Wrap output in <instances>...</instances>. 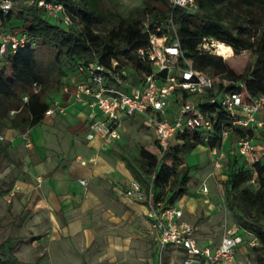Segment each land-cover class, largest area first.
<instances>
[{
  "label": "trees",
  "instance_id": "obj_1",
  "mask_svg": "<svg viewBox=\"0 0 264 264\" xmlns=\"http://www.w3.org/2000/svg\"><path fill=\"white\" fill-rule=\"evenodd\" d=\"M47 1L63 2L75 15V24L63 25L36 4H26L16 12L0 13V33L22 32L27 36L24 47L0 61V132L13 128L25 133L42 122L51 106L48 98L53 88L60 84L69 70L77 72L82 63L95 60L110 65L111 59L117 56L135 59L134 53L149 44L153 32L159 35L167 33L174 37L170 18H173L177 28L182 52L193 62L196 61L195 66L205 73L207 55L199 49L202 39L213 38L232 46L235 53L225 57L222 66L215 64V73L224 75L222 79H216L220 89L238 90L245 104L252 103L255 97L264 96V22L254 9L256 5L264 9V0H196V8L173 7L169 0H158L164 3L163 8L147 4L139 10L141 15L130 13L128 16L110 10L105 12V6L100 0ZM225 2L243 9L242 13L244 17L248 15V19L241 17L224 24L226 18L220 4ZM157 11L163 16H158ZM14 21L21 22V25H15ZM105 22L115 26L102 37L95 27ZM235 29L236 32H233ZM39 47L54 50L55 54L49 62L44 63L39 59ZM241 51H251L255 55L253 64L246 65L245 60L239 56ZM231 59H235V65L230 62ZM136 69L131 77L134 83H138V77L144 73L151 72V63L148 60H137ZM223 79H228L229 85L224 86ZM35 83L40 86L38 90L34 87ZM25 95L28 96L26 102L23 100ZM185 95L187 97L189 94ZM214 96L215 93L210 90L204 97L208 99ZM200 105L211 114L215 122L214 133L207 141L201 130L188 131L181 136L182 143L171 145L162 158L161 148L155 141L140 150L137 161L141 174L151 176L155 173L153 190L156 191V200L166 197V203L173 204L187 194L191 168L182 163V152L191 151L202 143L210 148L222 145V129L224 124H229V112L219 101H206ZM234 132L242 133V130L234 128ZM9 146V143L0 141V157L8 154ZM238 158L235 155L224 169L230 188L227 205L231 210L240 212L243 218L240 228L257 238L259 244L254 249L262 263L264 163L255 165L258 187L252 188L248 182L254 178L253 170L244 164H237ZM127 163L131 167L128 160ZM16 260L15 257H5L7 262Z\"/></svg>",
  "mask_w": 264,
  "mask_h": 264
},
{
  "label": "built area",
  "instance_id": "obj_2",
  "mask_svg": "<svg viewBox=\"0 0 264 264\" xmlns=\"http://www.w3.org/2000/svg\"><path fill=\"white\" fill-rule=\"evenodd\" d=\"M169 2L173 7H197L196 0ZM26 3L43 8L50 17L65 26L75 24V15L63 2L28 0ZM12 11H17L16 0H0V13L7 14ZM169 23L174 37L167 33H151L149 44L134 53L135 59L117 56L111 59L110 65H104L97 60L82 63L77 70L81 76L80 80L71 84L64 83L62 91L69 95L72 101L90 107L89 130L99 136L106 145L122 139L123 118H145L155 131V142L161 148V158L170 149L171 138L181 139L188 131H205L204 140L207 141L214 133L215 122L200 104L219 101L231 118L228 120L229 124L223 125L222 145L209 147L213 155V165L219 170L223 168L228 154L224 145L234 133L237 144L232 151L243 159L242 165L253 170L254 178L248 184L253 183L258 187L255 165L262 163L264 159V118L259 116L264 109V96L255 97L252 103L245 104L238 90L220 89L216 78L199 70L193 60L184 55L173 18H170ZM26 41L27 36L22 32H1L0 61L24 47ZM210 41L213 46L217 40L204 37L199 49L204 50ZM137 60H148L152 70L138 77V83H134L131 77L137 71ZM229 83L228 79H223L224 86ZM34 87L37 90L40 88L36 83ZM210 90H213L215 96L206 99L204 96ZM186 93L189 94L187 97ZM23 100L26 102L28 96H23ZM55 111L54 108H49L46 115ZM60 112H64V109L60 108ZM234 128H240L242 133H235ZM4 140L5 136L0 132V141ZM29 145L28 143L27 146ZM154 179L155 173L149 176L151 189L148 192L138 180H131L126 195L134 199H148L150 233L156 242L158 256L162 257L168 248L174 247L181 252L183 264L235 262L238 246L243 242L238 233L240 227L235 224L216 246L203 245L197 235L198 226L183 219L182 208L167 204L164 199L156 200L153 191ZM80 182L84 185L87 183L84 179ZM203 191H209L207 185L203 186ZM258 244L255 238L252 245Z\"/></svg>",
  "mask_w": 264,
  "mask_h": 264
},
{
  "label": "rangeland",
  "instance_id": "obj_3",
  "mask_svg": "<svg viewBox=\"0 0 264 264\" xmlns=\"http://www.w3.org/2000/svg\"><path fill=\"white\" fill-rule=\"evenodd\" d=\"M26 1L28 0H16V10L23 9V6L27 4ZM100 1L105 6V12L108 10L115 11L123 16H128L130 13L141 15L139 10L146 7L147 4L158 9L164 7V3L158 0ZM243 4L247 5L246 2ZM220 5L226 18L223 20L224 24L232 23L228 21L245 16L240 7H234L226 2ZM254 7L264 22L263 7L260 5ZM157 12L158 16H163L160 11ZM244 18L248 19V15ZM18 24L21 25V22H15V25ZM114 26L105 22L97 24L95 29L100 36L104 37ZM233 32H236V29ZM222 43L226 42L222 41ZM203 53L207 55L205 71L217 80L222 79L224 75L215 73V64L222 66L225 58L215 52L211 41L206 45ZM234 53L235 51L231 46L227 54L230 56ZM38 54L39 59L47 63L55 53L52 48L39 47ZM239 56L245 60L246 65L253 64L255 60V55L251 51H241ZM230 62L235 65V59H231ZM194 64L196 65L197 62L194 61ZM123 123L125 125L124 138L121 142L111 146V152L116 157L121 158L123 155L130 162L133 177L148 192V189H151L149 176L141 174L137 157L143 146L153 144L155 131L143 117H134L133 119L132 117H125ZM75 132L78 133L79 131ZM202 134L205 137L206 132L203 131ZM86 143L83 140L81 144L75 143L74 146L83 147ZM179 143H182L181 139L171 138L172 146ZM25 149L28 150V147ZM200 149L196 146L191 151L181 153L182 163L191 168L189 190L186 194L187 198L182 204L186 208L184 209L186 218L199 226V236L202 239L218 240L235 224L239 227L241 224L243 225V218L239 211L231 210L227 205L230 188L227 185L228 177H226L224 169H216L209 160L207 151ZM73 159L77 165H89V158L85 156H76ZM262 163H264V159ZM23 167L24 158L18 150L16 152L10 151L7 155L0 157V259L2 253L7 252L6 257L14 258L15 254H19L22 258L34 259L36 264H45L48 254L45 248L50 247L51 242H53L50 238V230L54 227L50 215L51 209L44 201L45 188L41 185L42 183L32 181L31 186H28L30 178ZM77 179L79 180V178ZM85 180L87 181L86 186H88L89 181ZM130 181L121 183V189L125 193ZM204 185H207L208 192L202 190ZM249 186L257 188L253 183H250ZM155 194L156 191H154V196ZM143 202L147 204L149 209L148 199ZM103 205L106 208H111L106 201ZM100 206L102 205H96L95 202H92L89 205V211L86 213H84L82 206H78L77 210L70 214V221H76L81 228L76 235H70L66 238L70 244H75L80 248L78 251L80 264H181L180 257L169 248L162 257L156 253V242L150 233L151 220L148 211L145 216L149 222V227L143 228L142 223L139 225L131 224L134 229L130 232V236L128 231L131 228L130 223L121 224L119 227L118 223L112 222L109 218H103L102 209H99ZM239 230L243 232L242 236L245 243L243 248L238 250L236 261L232 264H262L255 253L254 247L257 245L250 244L255 240L254 235L241 228ZM143 232H147V235H142L141 238ZM110 236H118L122 240L130 239L131 243L128 244V242L123 241L124 244H122ZM69 264H74L73 260Z\"/></svg>",
  "mask_w": 264,
  "mask_h": 264
},
{
  "label": "crops",
  "instance_id": "obj_4",
  "mask_svg": "<svg viewBox=\"0 0 264 264\" xmlns=\"http://www.w3.org/2000/svg\"><path fill=\"white\" fill-rule=\"evenodd\" d=\"M80 78V74L72 70L65 73L60 84L53 88L48 98L51 103L50 108H54L56 111L51 115H45L38 125L25 133L13 128H7L2 132L5 136L4 141L10 144L8 153L18 150L24 158L23 168L28 172L30 178V180L28 179V186H31L32 181H35L42 183L41 185L45 188L44 201L51 209L50 215L54 226L50 230V238L53 242H51L50 247L45 248L46 252L48 251L45 264H69L71 260L74 264H80V255L78 254L80 248L75 244H70L66 238L70 235H76L81 228L76 221H70V214L75 212L78 206H82L84 213H86L89 211L90 203L95 202L96 205H102L99 209H102L103 218H109L112 222L118 223L119 227L125 223H130V226L131 224L139 225L142 223L143 228L149 227V222L145 216L148 211L147 204L143 202L145 199L130 198L121 189V183L135 179L127 159L123 155L121 158L116 157L111 152V146L123 140L125 125L122 139L109 145L104 144L102 139L93 132L87 135L86 133L90 131L88 121L90 107L72 101L69 95L62 91L64 83L71 84ZM60 108H63L64 112H60ZM259 114H261V118H264V109ZM77 130L78 133L75 132ZM82 139L87 142L85 146H74L75 143L81 144ZM236 140L234 133L226 140L224 149L228 154L224 160L223 168L220 170L225 169L228 162L233 160L235 154L232 149L236 147ZM28 143L29 146H27ZM25 147H28V150ZM197 147L207 151L209 160L213 164L210 148L205 144H199ZM76 156L89 158V165H77L73 159ZM238 159L237 164L243 163L242 158ZM81 179H87L89 185L82 184ZM186 198L185 194L172 205L182 208L183 219L189 221L186 218L185 205L182 204ZM160 199H164V197H160ZM104 201L108 202L111 208H106L103 205ZM132 229L134 226L128 229L130 236ZM125 232L127 233V230ZM143 233H141V238L142 235H147V232ZM238 233L242 236L243 232L238 230ZM197 235L203 245L212 246L218 245L224 236L218 240H207L202 239L199 232ZM116 237L110 236L122 244H124L123 241L128 242V244L131 243L130 239L122 240L118 236ZM242 238L243 242L238 246L237 252L243 248L245 243L243 236ZM252 242H250L251 245ZM169 249L173 253H177L180 257V263L183 264L181 252L174 247ZM6 254L7 252L2 253L0 264H36L34 259L22 258L19 254L14 255L17 258L16 261L7 262L5 261Z\"/></svg>",
  "mask_w": 264,
  "mask_h": 264
},
{
  "label": "bare ground",
  "instance_id": "obj_5",
  "mask_svg": "<svg viewBox=\"0 0 264 264\" xmlns=\"http://www.w3.org/2000/svg\"><path fill=\"white\" fill-rule=\"evenodd\" d=\"M213 47L215 48V52L217 54L222 55L224 57L229 56L227 54L228 49L231 48V46L229 44H226V43L223 44L222 41L217 40V41H215ZM230 55H232V54H230Z\"/></svg>",
  "mask_w": 264,
  "mask_h": 264
}]
</instances>
